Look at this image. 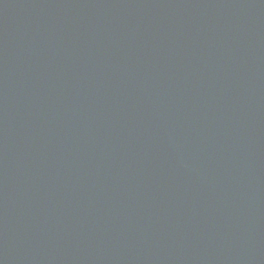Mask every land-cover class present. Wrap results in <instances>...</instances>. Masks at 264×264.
<instances>
[{"label":"water","instance_id":"obj_1","mask_svg":"<svg viewBox=\"0 0 264 264\" xmlns=\"http://www.w3.org/2000/svg\"><path fill=\"white\" fill-rule=\"evenodd\" d=\"M0 264H264V0H0Z\"/></svg>","mask_w":264,"mask_h":264}]
</instances>
